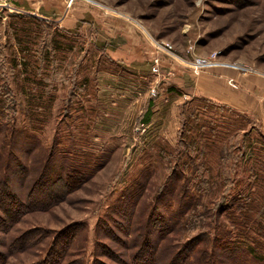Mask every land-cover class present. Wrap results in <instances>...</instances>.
<instances>
[{"label":"rangeland","instance_id":"rangeland-1","mask_svg":"<svg viewBox=\"0 0 264 264\" xmlns=\"http://www.w3.org/2000/svg\"><path fill=\"white\" fill-rule=\"evenodd\" d=\"M17 1L22 7L0 3V144L8 145L31 168L24 177L10 175L9 183L18 194L38 198L40 193L44 197L57 193L59 197L54 202L39 199L9 230L0 231V264L34 261L40 247L55 237L57 248L64 236L72 238L78 225L83 228L73 236L77 256L90 264L97 252L98 264L113 261L109 247L99 245L119 249L114 234L107 233L122 236L116 229L104 232L106 225L113 224L108 205L133 180L144 177L149 184L138 191L139 204L147 202L173 163L160 149L180 148L181 136L195 130L196 124L213 127L215 134L223 136L226 150L224 157L214 153L213 167L209 171L205 167L204 175L234 176L240 183L226 186L228 191L221 195L228 198L229 192L241 189L257 203L264 189V107L248 103L246 87L235 93L231 86L237 79H264V0ZM15 13L62 28L56 32L62 42L57 48L49 46L53 31L44 27L29 46L41 52L39 67L46 75L36 78L47 82L43 98L13 93L15 81L22 78L8 68L18 47L7 27ZM64 23L73 27L68 29ZM153 39L169 41L184 58L210 56L218 63L193 68L159 54L160 72H153L151 65L158 55ZM241 63L252 70L237 67ZM207 74L217 80L206 89L198 78ZM236 94L237 104L231 101ZM147 110L150 119L145 122L142 115ZM240 145L246 150L242 157ZM50 153L54 167L67 161L82 167V174L74 173L78 178L67 189L55 182L41 190L45 181L31 189L37 164ZM213 201H206V209L215 206ZM117 213L112 219L120 221ZM23 230L27 233L21 234ZM18 235L31 240L14 244Z\"/></svg>","mask_w":264,"mask_h":264},{"label":"trees","instance_id":"trees-1","mask_svg":"<svg viewBox=\"0 0 264 264\" xmlns=\"http://www.w3.org/2000/svg\"><path fill=\"white\" fill-rule=\"evenodd\" d=\"M9 1L21 7L17 0ZM12 17L15 20L8 21L7 27L12 30L11 38L18 47L14 48L13 63H10L8 68L13 72V76H22L15 81L13 93L43 98L46 93L43 88L47 82L43 81V78L38 80L36 78L46 75L39 67L38 55H41V52H38L39 49L32 50L29 46L40 38L41 28L44 27L53 31L48 41L49 46L57 48L62 42L56 39L58 35L56 32L61 31L62 28L55 23L24 13H15ZM45 43L48 44L47 41ZM10 92L5 91L7 94ZM149 119L150 112L147 110L142 115V121L147 122ZM195 126V130H190L181 136L179 140L181 147L173 149L174 158L170 157L173 151L170 148L160 149L161 153L169 154V164L173 163L169 174L156 183V188L147 202L143 200L141 202L143 204H139L141 195L138 191L149 184L148 178L144 177L141 181L133 180L122 190L120 197L108 205L113 226L106 225L107 229L104 231V228L103 231L116 229L122 236L118 237L113 232L107 233L109 237L114 234L119 249L99 243L100 247L110 249L109 258L113 261L106 264H264V210L260 208V205H264V189L257 196V203L252 196L241 189H237L235 193L229 192L228 198L223 197L221 194L228 191L226 186L236 185L240 180L223 173L206 176L202 172L205 167L208 171L213 167L215 152L222 157L226 155L223 136L215 134L213 127H209L206 123ZM200 128L207 131H201ZM5 136L3 134V137ZM201 136L202 142L199 141ZM185 138H188L186 143L183 142ZM193 149H195L194 154H192ZM239 150L242 157L246 153L245 146L240 145ZM23 161L12 153L8 145L0 144V211L3 215H0V231L2 232L9 230L21 215L32 210V205L38 203L39 199L54 202L55 198L59 197L57 193L45 192V197L40 193L38 198L30 194L27 197L26 193L18 194L15 186L9 183V178L11 174L17 175L18 178L27 175L31 168L26 161ZM54 161L50 153L44 161L37 164L40 167H37L35 175L31 178L33 182L31 189L41 181L42 183L45 181L44 185L40 186L41 190L46 184L51 187L55 182L58 183V188L67 189L74 179L78 178L77 175L82 174L80 170L82 167L67 161H62L61 166L54 167ZM262 168L260 165L259 169L263 170ZM186 172H188L187 176ZM74 173L78 174L74 175ZM54 175L58 178L52 179ZM218 190H222V193ZM63 197L64 195L60 198ZM206 201H213L215 206L206 209ZM115 213L120 217V221L112 219V214ZM82 228L78 225L77 230L70 236L71 239H66L67 237L64 236L57 248L54 247V237L48 246L40 247L41 252L36 260L26 264H86L80 255L77 256L79 253L78 249H75L73 237L79 236L78 233ZM20 233L27 232L23 230ZM27 235L22 237L18 235L15 240L13 239V243L30 241L31 237ZM255 235L262 240L256 239ZM80 250L82 251V247ZM97 256L96 252L90 264H98Z\"/></svg>","mask_w":264,"mask_h":264},{"label":"crops","instance_id":"crops-1","mask_svg":"<svg viewBox=\"0 0 264 264\" xmlns=\"http://www.w3.org/2000/svg\"><path fill=\"white\" fill-rule=\"evenodd\" d=\"M1 2H5V4H9L10 6L16 8L17 6L13 5L12 3H10L9 0H0ZM21 4V3H20ZM22 7V4H21ZM20 8V7H17ZM24 8H26L24 6ZM58 23H60L58 21ZM64 27L66 28H72L73 25H68V23H64L63 24ZM208 71H211V69H208ZM209 75V76H207ZM204 75L203 77L198 78L199 81L203 82V85L206 87V89L211 86L215 80H217L216 78H212V74H207ZM220 81V79H218ZM257 82V83H256ZM233 86V87H232ZM231 86V92H235L238 93V90L240 88L244 89L246 87V91L249 94L250 98H249V102L248 103H252L253 104V108H257L260 109L261 106L264 107V79L257 81V80H247V81H239V79L234 80V84ZM231 101L235 102L236 104L238 103V95L236 94V96H231ZM250 106V104H249ZM251 108V107H250Z\"/></svg>","mask_w":264,"mask_h":264},{"label":"built area","instance_id":"built-area-1","mask_svg":"<svg viewBox=\"0 0 264 264\" xmlns=\"http://www.w3.org/2000/svg\"><path fill=\"white\" fill-rule=\"evenodd\" d=\"M152 42L158 52V55L153 59L154 64L151 65V70L156 73L160 72L159 54H165L167 56L173 57L176 60H181L183 61L184 64L193 68H198V67L208 68L218 63L217 59L210 56L201 57V56L193 55L191 58H184L183 56L175 53L174 46L169 41L153 39ZM187 49L189 51L191 49V46H189ZM237 67H239L242 70H247V71L252 70L248 65H245L243 63L238 64Z\"/></svg>","mask_w":264,"mask_h":264}]
</instances>
